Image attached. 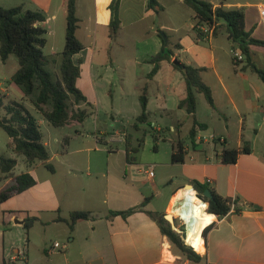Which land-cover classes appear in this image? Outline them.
I'll list each match as a JSON object with an SVG mask.
<instances>
[{"label": "crops", "instance_id": "0c3cea01", "mask_svg": "<svg viewBox=\"0 0 264 264\" xmlns=\"http://www.w3.org/2000/svg\"><path fill=\"white\" fill-rule=\"evenodd\" d=\"M157 1L162 8L155 11L148 8L149 0H121L120 28L112 36L113 0H76L80 19L77 37L84 46L74 56L81 67L77 85L92 107L73 97L71 107L87 109L91 116L95 111L101 112L114 121L128 119L129 127L123 126L111 135L100 131L81 134L80 146L82 125L62 127L73 133H57L42 115L43 120L37 118L50 153L48 163L52 165L55 159L58 163L56 168L52 165L53 175H47L38 171L39 165L45 167L42 162H27L29 169L23 173L33 175L35 186L0 201V264H264V83L248 68L245 57L237 64L234 62L232 51L241 49L222 24L216 34L199 39L195 12L185 0ZM202 1L211 3L214 9L242 11L245 30L264 41L260 20L264 0ZM0 6H23L45 15L46 21L40 25L48 31L44 50L50 47L51 56L46 55L47 68L60 78L68 0H0ZM164 47L173 56L161 61L152 75L155 64L151 60ZM251 53L253 63L264 69V46H251ZM175 60L204 69L202 80L212 91L215 108L202 93H197L195 117L180 108L187 96V86ZM18 70L19 66L9 76L11 83ZM18 88L24 94L19 101L29 109L28 104L33 105L38 90L27 97L24 89ZM144 91L152 128L161 133L160 140L171 144L169 159L174 167L169 171L173 175H160L158 180L155 164L153 177L138 175L145 165L129 164L126 170H131L130 175H116L113 170L123 160L128 164L127 135L132 134L136 144L141 138L139 131L148 127L135 129ZM12 94L11 84L0 88L4 103L15 99ZM195 120L204 128L198 129L192 143L189 135ZM147 133L151 134L149 129L144 134ZM67 137L69 142L64 150ZM219 138L224 143H219ZM178 141L184 144L183 163L172 161ZM54 145L55 149L61 148L64 162L53 150ZM245 145L251 152L240 154L236 164L222 162L225 147L240 150ZM155 151L159 153L158 143ZM71 153L80 160L69 159ZM82 154L84 157L80 158ZM64 164L80 169L85 164V168L97 172L56 175L57 168ZM18 174L16 171L15 175ZM193 181L208 184L217 194L234 202L228 215H215L199 263L191 262L176 250L158 223L159 216L167 212L168 219L174 220L175 215L170 217L174 198L185 186L193 189ZM12 183V179L5 180L0 190ZM144 203L142 210L127 217L110 215L111 211H126ZM75 211L91 212L94 218L77 221L72 230L64 220ZM31 218L36 220L27 229L26 222ZM57 242L62 249L50 253Z\"/></svg>", "mask_w": 264, "mask_h": 264}, {"label": "trees", "instance_id": "16d2710c", "mask_svg": "<svg viewBox=\"0 0 264 264\" xmlns=\"http://www.w3.org/2000/svg\"><path fill=\"white\" fill-rule=\"evenodd\" d=\"M186 3L194 10L196 18L197 38L203 39L198 29L199 25L207 27L215 26L214 34L219 31V25L222 24L231 40L238 43L242 53L244 54L248 68L258 74L264 83V69L258 68L252 61L251 46H264V41L255 39L250 32L245 30V16L240 10H228L223 7L214 9L211 3L202 0H185ZM121 0H113L110 9L112 12L111 35L115 36L120 28L119 8ZM148 8L157 11L162 7L157 0H149ZM67 30L66 44L62 52L61 77L54 78L52 72L48 70L49 59L44 52L47 44V29L40 24L46 21L43 13L38 11L26 10L23 6L13 8H4L0 6V56L3 62H6L10 56H15L19 62V70L12 78V82L24 89L25 95L29 97L36 90L39 94L33 105L36 110L47 120L52 126L62 128L70 125H83L86 118L90 115L87 109L74 110L71 107V98L76 102L87 101L82 91L78 88V79L81 76V67L79 63H75L74 56L79 54L84 46L77 37V30L80 26V19L76 12V0H68L67 6ZM173 56L171 50L167 47L155 57L152 62L155 68L152 75L159 69V63ZM184 75L187 96L180 103V108L195 117L197 111V93H202L208 104L215 108V102L211 89L203 82V68L194 67L186 64L175 65ZM88 102V106L92 107V103ZM142 112L137 118L135 129H143L141 126L147 125L146 130L152 135L155 142L162 138L161 133L152 128L147 113L148 97L144 91L140 97ZM50 107V108H49ZM5 111L4 116L0 117V127L7 133L9 137L8 149L18 156L25 157L28 163L36 161L42 162L45 167L55 172L54 167L48 163L50 153L44 143V136L38 119L31 114L26 104L22 101L11 100L4 103V98L0 96V109ZM204 128V125L194 121L193 128L190 131V140L195 143L198 129ZM145 136L141 137L136 144L132 142L131 135L126 137L127 163L135 164L136 155L140 153L145 144ZM69 142V137L65 139L64 150ZM251 152L249 146L245 145L242 149L224 148L221 154V160L224 164H236L240 154H248ZM173 163H183L185 161L184 144L178 141L174 145L172 154ZM18 165L16 159L0 156V184L5 180L12 179L13 183L7 188L0 190V201L4 202L16 194L27 191L36 184V180L30 173H20L12 175ZM194 189L198 193V197L208 203V212L223 218L231 211L234 202L225 199L208 184L199 181H193ZM211 190L214 198L207 199L204 196L206 190ZM145 203L139 207H134L126 211H111V216L122 215L127 217L139 210H142ZM239 210V209H237ZM94 218L91 212L75 211L72 212L70 218L65 222L70 225L73 230L77 221ZM35 218L28 219L26 228L30 229ZM158 223L163 235L167 236L171 244L183 256L194 263H199L203 257L200 253L188 246L184 238L173 230L172 225L166 220L165 216H159ZM212 225L207 227L203 236L206 239Z\"/></svg>", "mask_w": 264, "mask_h": 264}, {"label": "rangeland", "instance_id": "374dc122", "mask_svg": "<svg viewBox=\"0 0 264 264\" xmlns=\"http://www.w3.org/2000/svg\"><path fill=\"white\" fill-rule=\"evenodd\" d=\"M65 42H66V37H65ZM44 52L47 56H49V57L51 56L50 47L46 48L44 50ZM18 66H19L18 59L15 56L12 58L11 61L6 62V63H4L0 57V82L2 83L3 87L9 86V84H11V90L13 92L12 98H15L14 100H17V101L21 100L20 98H23L24 94H22V92L19 90L18 85L11 83L8 79H9V76L18 69ZM53 74H54V78L56 79L55 73H53ZM5 103H8V101H6ZM28 105L30 107L29 110H30L31 114L34 115L36 118L39 117L40 120H43V118L36 111L34 106L31 103H29ZM4 112L5 111H3V109H0V117H2L4 115L3 114ZM128 122H129L128 119L114 121L110 117L105 116V114H103L101 112L97 113L95 111V113H93L92 116L91 115L88 116L85 123L79 127V129H80V146L82 143V135L81 134L93 135L96 131H100V132H107L108 134L111 135V134H114L116 131L120 130L123 126L129 127V125L127 124ZM50 127H54V126H50ZM43 128H44V131H46V127L44 126ZM52 129L54 131H56L57 133H64V134H68L70 131H71V133L74 132L73 130H70L68 127H66V128H56L55 127ZM145 131H147V130H140L139 131L140 132L139 137H142L144 135ZM165 134L167 135L168 132H166ZM130 135L132 137V142H133V135L132 134H130ZM8 141H9V137H8L7 133L0 127V156L18 159L19 164H18L17 168H15V170L13 171L12 175H15L16 171H17V173L18 172L19 173L27 172L30 164L27 163V161L25 160V157L17 156L15 154H13L11 151H9L8 146H7ZM157 143H158V148H159L158 154L155 151V142H154L151 134L147 133L146 137H145V144H144L143 148L141 149L140 153L136 155L135 164H137L138 166H143V165L146 166V165L155 164L156 165L155 174L157 175V180H158L160 175H173V173L170 172L169 170H171L174 166L171 164V161L169 159V154L171 151L170 142L169 141L164 142V141L160 140ZM76 146H78V144H76ZM55 148H57V147L54 145L53 150H55L59 153V158L61 161H63V159H62L63 155L61 154V152H62L61 148L60 147L58 149H55ZM64 156H67V155L65 154ZM68 157L71 160H73V159L80 160L79 156L76 154L71 153ZM81 157H84V155L83 154L80 155V158ZM57 163H58V160L55 159L52 162V165L56 168ZM80 163H82V161ZM129 166L130 165L126 164L125 160H123V162L121 163V166L119 165V166H117V169H113L114 173L116 175H126V173L128 175H130L131 170H129L128 172L126 170L127 167H129ZM81 168H83V169H80V167H70L69 165L64 164L63 166H61V168H59V169L57 168L58 174H56V175H75V174H80V172H82L84 174H86V173L95 174L97 172L95 169L85 168V164H82ZM38 171H39V173L41 172L43 174L45 173L47 175H53L43 165L38 166ZM138 175H145V174L140 173ZM170 180H173V179H170ZM163 202L164 201H162L160 203L165 205L166 202H164V203ZM177 206H179V204L175 205V207H177ZM167 213H166L165 217H167ZM177 224H179V223L177 221H175V217H174V221L172 223V228L175 231H176L175 228H177V229L179 228ZM184 227L185 226H183V228ZM183 228H180V229L183 230ZM200 255H201V253H200Z\"/></svg>", "mask_w": 264, "mask_h": 264}, {"label": "bare ground", "instance_id": "6f19581e", "mask_svg": "<svg viewBox=\"0 0 264 264\" xmlns=\"http://www.w3.org/2000/svg\"><path fill=\"white\" fill-rule=\"evenodd\" d=\"M181 198H184L182 208L175 210L173 206L170 217L182 215L188 226L185 242L193 250L202 254L206 249L203 232L213 223L215 215L208 212L207 202L197 197L194 189L187 187L186 189L179 190L174 198L173 205Z\"/></svg>", "mask_w": 264, "mask_h": 264}, {"label": "built area", "instance_id": "2783aa9c", "mask_svg": "<svg viewBox=\"0 0 264 264\" xmlns=\"http://www.w3.org/2000/svg\"><path fill=\"white\" fill-rule=\"evenodd\" d=\"M260 20H261V24H262V26H263V28H264V7H262L261 10H260ZM198 29L200 30V32H201L202 34H205V37H204V38H208V37H210V36L214 33L215 26H212V27L209 28V27H207L206 25H199V26H198ZM232 55H233L234 62H235L236 64L244 60V54L242 53V51L233 50V51H232ZM2 86H3V85H2V83L0 82V88H2ZM218 141H219V143H221V144L224 143V140L221 139V138H219ZM154 169H155V165H146V166H143V167L140 168V173H144V174H145L146 176H148V177H153V176H154ZM187 187H188V186H185V187L181 188L180 190H182V189H186ZM194 190H195V189H194ZM195 191H196V190H195ZM196 196L198 197V193H197V191H196ZM183 203H184V198L179 199V200L175 203V205L179 204V206L175 207V205H174L175 210H178V209L182 208ZM175 221H177V222L179 223V224H177L179 228H178V229L175 228L176 231H177V232H178V233L184 238V240H185V238H186V236H187V230H188V226H187V223H186L185 219H183L182 215H180V216H178V217L175 216ZM173 226H174V225H173ZM183 226H185V227L183 228ZM174 227H175V226H174ZM180 228H183V230L180 229ZM60 249H62L61 244L57 242V243H54L53 247H51V248L49 249V252H50V253L58 252V251H60Z\"/></svg>", "mask_w": 264, "mask_h": 264}, {"label": "water", "instance_id": "95a60500", "mask_svg": "<svg viewBox=\"0 0 264 264\" xmlns=\"http://www.w3.org/2000/svg\"><path fill=\"white\" fill-rule=\"evenodd\" d=\"M161 35H163V37L166 39V36H165L163 33H161ZM166 44H167V40H166ZM174 63H175L176 65H179V64H180L178 60H175ZM190 186L193 187L192 185H190ZM193 189H194V187H193ZM204 196H205L207 199H209V200H212V199L214 198L212 191L209 190V189L206 190V191L204 192ZM166 218H167V217H166ZM167 220L170 221L171 223H173V221H174V220H169L168 218H167ZM204 239H205V238H204ZM205 243H206V239H205Z\"/></svg>", "mask_w": 264, "mask_h": 264}]
</instances>
